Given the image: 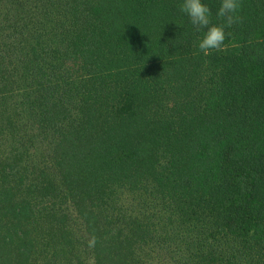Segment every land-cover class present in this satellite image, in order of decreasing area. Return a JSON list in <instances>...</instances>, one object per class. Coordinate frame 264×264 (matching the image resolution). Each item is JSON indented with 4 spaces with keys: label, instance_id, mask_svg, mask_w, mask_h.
Returning a JSON list of instances; mask_svg holds the SVG:
<instances>
[{
    "label": "trees",
    "instance_id": "1",
    "mask_svg": "<svg viewBox=\"0 0 264 264\" xmlns=\"http://www.w3.org/2000/svg\"><path fill=\"white\" fill-rule=\"evenodd\" d=\"M239 2L204 55L182 0H0V264H264V0Z\"/></svg>",
    "mask_w": 264,
    "mask_h": 264
},
{
    "label": "clouds",
    "instance_id": "2",
    "mask_svg": "<svg viewBox=\"0 0 264 264\" xmlns=\"http://www.w3.org/2000/svg\"><path fill=\"white\" fill-rule=\"evenodd\" d=\"M179 9L186 14L191 24L199 31L206 29L203 38L199 41L197 47L204 55L215 49L221 50L225 40V28L232 27L241 20L238 15L241 8L239 0H221V5L217 11V16L224 21L222 24H213L211 22V9L204 0H182Z\"/></svg>",
    "mask_w": 264,
    "mask_h": 264
}]
</instances>
